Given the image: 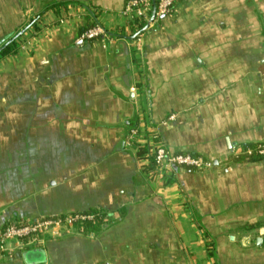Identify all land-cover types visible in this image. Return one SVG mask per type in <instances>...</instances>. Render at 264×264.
<instances>
[{
  "label": "crops",
  "instance_id": "0c3cea01",
  "mask_svg": "<svg viewBox=\"0 0 264 264\" xmlns=\"http://www.w3.org/2000/svg\"><path fill=\"white\" fill-rule=\"evenodd\" d=\"M126 1L0 0V228L113 217L0 264H264V159L231 156L264 142V0H176L135 40ZM134 128L214 169L147 174Z\"/></svg>",
  "mask_w": 264,
  "mask_h": 264
},
{
  "label": "built area",
  "instance_id": "2783aa9c",
  "mask_svg": "<svg viewBox=\"0 0 264 264\" xmlns=\"http://www.w3.org/2000/svg\"><path fill=\"white\" fill-rule=\"evenodd\" d=\"M176 0H127L122 11L123 17L128 21L129 27L135 29L133 40L151 28L154 23L163 17L170 16L175 7ZM140 25L144 27L139 30ZM105 33L99 27L88 28L81 34L83 40L105 38ZM135 145L141 166L148 167L150 160L154 163L153 169L147 174L164 178L168 177L173 169L206 172L214 169L210 160L186 153L171 154L157 139V135L147 136L137 128L129 132L126 146L130 149ZM233 158H242L246 162L264 159V142L254 145H244L233 148ZM112 214L102 209L93 211L71 213L56 219L26 220L21 223H11L0 228V263L11 258L15 248L29 249L41 247L45 239H57L65 235L77 233L93 237L89 231L91 226H105L112 220ZM257 239L264 241V226L259 229Z\"/></svg>",
  "mask_w": 264,
  "mask_h": 264
},
{
  "label": "trees",
  "instance_id": "16d2710c",
  "mask_svg": "<svg viewBox=\"0 0 264 264\" xmlns=\"http://www.w3.org/2000/svg\"><path fill=\"white\" fill-rule=\"evenodd\" d=\"M143 27H144V25H140L139 30H141ZM12 46H13V45L10 44V45H8V46L5 47V48L0 49V55H4L6 52H8L9 48L12 47ZM143 154H144V152H140V153H139V156L142 157ZM232 160H233V161H236V162L244 161L242 158H238V159H236V158H232ZM245 162H246V161H245ZM250 162H253V161H250ZM153 167H154V163L150 160V163H149V165H148L149 170L153 169ZM57 218H59V217H57ZM43 219H56V218H43ZM21 222H24V221H21ZM21 222H18V223H21ZM9 224H11V223H8V224H6V225H9ZM6 225H4V226H6ZM4 226H3V227H4Z\"/></svg>",
  "mask_w": 264,
  "mask_h": 264
},
{
  "label": "water",
  "instance_id": "95a60500",
  "mask_svg": "<svg viewBox=\"0 0 264 264\" xmlns=\"http://www.w3.org/2000/svg\"><path fill=\"white\" fill-rule=\"evenodd\" d=\"M9 44V43H8ZM29 220H35V219H29ZM258 240H260V239H258Z\"/></svg>",
  "mask_w": 264,
  "mask_h": 264
},
{
  "label": "rangeland",
  "instance_id": "374dc122",
  "mask_svg": "<svg viewBox=\"0 0 264 264\" xmlns=\"http://www.w3.org/2000/svg\"><path fill=\"white\" fill-rule=\"evenodd\" d=\"M255 236H256L255 238H257V234Z\"/></svg>",
  "mask_w": 264,
  "mask_h": 264
}]
</instances>
